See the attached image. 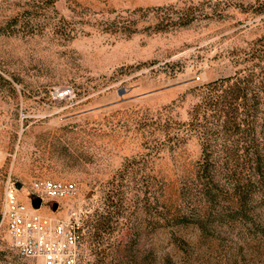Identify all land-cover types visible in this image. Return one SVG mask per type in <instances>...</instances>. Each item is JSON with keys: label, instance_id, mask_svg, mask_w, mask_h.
Masks as SVG:
<instances>
[{"label": "rangeland", "instance_id": "1", "mask_svg": "<svg viewBox=\"0 0 264 264\" xmlns=\"http://www.w3.org/2000/svg\"><path fill=\"white\" fill-rule=\"evenodd\" d=\"M261 40L264 0H0V264H41L1 224L7 185L33 206L36 180L77 184L36 209L80 221L86 264H264L253 222L220 221L235 208L222 141L220 207L202 195L194 113Z\"/></svg>", "mask_w": 264, "mask_h": 264}, {"label": "trees", "instance_id": "2", "mask_svg": "<svg viewBox=\"0 0 264 264\" xmlns=\"http://www.w3.org/2000/svg\"><path fill=\"white\" fill-rule=\"evenodd\" d=\"M261 42L253 53V61L257 60V63L233 77L208 84L194 113L196 127L202 130V137L206 136L204 160L198 175L203 197L213 210L220 207L214 190L217 185L211 174L217 169V164L211 159L215 153L211 144L222 141L224 161L220 169L228 174L226 181L233 187L235 208L221 207L224 214L228 209L230 213L222 216L220 221L225 218L228 221L253 222L254 229L264 237L260 212V208L264 207V70L257 73L255 69L264 62V40ZM209 135L215 136V140ZM238 171L242 172H239L240 179ZM213 221L209 219V222ZM180 223L186 224L184 221Z\"/></svg>", "mask_w": 264, "mask_h": 264}, {"label": "built area", "instance_id": "3", "mask_svg": "<svg viewBox=\"0 0 264 264\" xmlns=\"http://www.w3.org/2000/svg\"><path fill=\"white\" fill-rule=\"evenodd\" d=\"M67 94V91L61 92L59 97ZM32 195L41 201L77 199L79 188L73 182L36 180L32 184ZM3 223L13 247L24 259H35L41 264H86L85 230L80 221L44 216L32 205L20 203L14 183L6 187Z\"/></svg>", "mask_w": 264, "mask_h": 264}, {"label": "water", "instance_id": "4", "mask_svg": "<svg viewBox=\"0 0 264 264\" xmlns=\"http://www.w3.org/2000/svg\"><path fill=\"white\" fill-rule=\"evenodd\" d=\"M17 188H18V189L22 188V184L18 183V184H17ZM41 204H42V201H41V200H36V201L33 203V206H34L35 208H38V207H40ZM55 206H56V205H55Z\"/></svg>", "mask_w": 264, "mask_h": 264}]
</instances>
